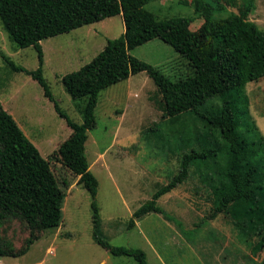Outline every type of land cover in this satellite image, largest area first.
Wrapping results in <instances>:
<instances>
[{
    "label": "rangeland",
    "instance_id": "obj_1",
    "mask_svg": "<svg viewBox=\"0 0 264 264\" xmlns=\"http://www.w3.org/2000/svg\"><path fill=\"white\" fill-rule=\"evenodd\" d=\"M205 1L209 9L198 13L194 0H152L144 9L162 19L192 17L193 21L182 25L192 34L195 45L202 46L209 41V25L198 15L237 14L243 2ZM249 20L264 32V0L255 1ZM123 32L122 17L118 15L40 42L43 77L59 107L72 121L82 122L80 108L86 99L73 100L61 79L89 63L107 39L118 38ZM0 52L28 71L39 66L35 49L17 48L1 22ZM129 53L173 81L190 72L187 61L159 39ZM242 95L247 97V109L238 104L241 127L249 130L252 126V132L261 135L264 143V77L247 83ZM0 104L44 159L52 155L50 167L58 182L65 180L70 184L64 190L60 226L35 232L37 239L24 255L2 256L0 264H137L132 257L112 256L94 242L89 193L55 157L60 144L70 135V128L44 97L41 86L30 76L12 71L1 56ZM162 113V97L144 72L130 75L99 93L94 110L96 127L88 132L85 155L98 182L95 202L101 234L112 246L142 250L147 264H261L264 245L257 244L264 223L235 222L224 212L211 219V192L201 183L194 167L184 182L156 200L157 206L175 218L179 226L158 213H150L135 220L133 228H127L132 213L177 174L181 156L191 149L200 150L198 145L175 148L174 141L169 144L167 130L178 125L169 126ZM29 234L24 222L0 221L3 249L7 244L8 249L19 252L25 248Z\"/></svg>",
    "mask_w": 264,
    "mask_h": 264
},
{
    "label": "trees",
    "instance_id": "obj_2",
    "mask_svg": "<svg viewBox=\"0 0 264 264\" xmlns=\"http://www.w3.org/2000/svg\"><path fill=\"white\" fill-rule=\"evenodd\" d=\"M150 1L0 0V22L8 39L17 48L32 46L39 66L28 71L1 52L0 56L12 71L30 76L41 86L44 97L70 128V135L60 144L55 157L89 193L94 242L112 256L132 257L137 264H147L142 250L112 246L100 232L95 202L98 182L85 155L88 132L96 127L94 110L99 93L130 75L144 72L152 80L162 97V117L167 118L169 126L178 125L167 130L168 143L174 141L175 148L198 145L200 150L191 149L181 156L177 174L132 213L127 228H133L135 220L150 213L176 223L157 206L156 200L184 182L191 167L211 192V219L224 212L235 222L264 223L263 137L254 134L252 126L243 130L238 116L239 103L247 109L244 86L264 77V32L249 20L256 0H243L239 13L225 17L199 14L209 25V41L202 46L195 45L192 34L182 25L193 21L192 17L159 18L144 9ZM200 9H209V4L194 0L195 12ZM118 15L122 17L123 34L107 39L89 63L61 79L73 100L86 99L80 108L82 122L76 123L59 107L43 77L40 42ZM154 39L172 47L187 61L190 72L186 77L173 81L130 55L132 49ZM51 158L52 155L46 160L40 155L0 104V221L19 220L30 233L24 249L16 253L4 244V249L0 246V257L24 255L37 239L35 232L60 226L64 190L70 184L58 182L50 167ZM263 245L264 232L257 247Z\"/></svg>",
    "mask_w": 264,
    "mask_h": 264
}]
</instances>
